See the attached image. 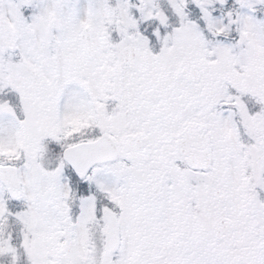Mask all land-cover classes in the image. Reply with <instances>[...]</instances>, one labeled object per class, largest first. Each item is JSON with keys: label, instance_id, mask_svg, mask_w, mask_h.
I'll list each match as a JSON object with an SVG mask.
<instances>
[{"label": "snow or ice", "instance_id": "1", "mask_svg": "<svg viewBox=\"0 0 264 264\" xmlns=\"http://www.w3.org/2000/svg\"><path fill=\"white\" fill-rule=\"evenodd\" d=\"M0 264H264V0H0Z\"/></svg>", "mask_w": 264, "mask_h": 264}]
</instances>
